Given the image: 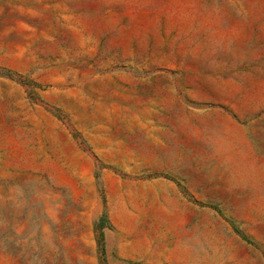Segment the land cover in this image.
Wrapping results in <instances>:
<instances>
[{"label": "rangeland", "instance_id": "1", "mask_svg": "<svg viewBox=\"0 0 264 264\" xmlns=\"http://www.w3.org/2000/svg\"><path fill=\"white\" fill-rule=\"evenodd\" d=\"M101 233L264 264V0H0V264H104Z\"/></svg>", "mask_w": 264, "mask_h": 264}, {"label": "trees", "instance_id": "2", "mask_svg": "<svg viewBox=\"0 0 264 264\" xmlns=\"http://www.w3.org/2000/svg\"><path fill=\"white\" fill-rule=\"evenodd\" d=\"M107 217L104 215L100 222L98 223V229L99 230H103L105 227H107ZM233 228L235 229V231L238 233V229L236 228V226L233 225ZM98 252H99V256L101 261L105 264L106 263V246H105V240H104V236L101 233L98 239Z\"/></svg>", "mask_w": 264, "mask_h": 264}]
</instances>
